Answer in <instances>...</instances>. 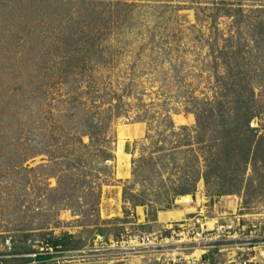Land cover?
Here are the masks:
<instances>
[{"label":"rangeland","instance_id":"obj_1","mask_svg":"<svg viewBox=\"0 0 264 264\" xmlns=\"http://www.w3.org/2000/svg\"><path fill=\"white\" fill-rule=\"evenodd\" d=\"M0 264H264V0H0Z\"/></svg>","mask_w":264,"mask_h":264},{"label":"built area","instance_id":"obj_2","mask_svg":"<svg viewBox=\"0 0 264 264\" xmlns=\"http://www.w3.org/2000/svg\"><path fill=\"white\" fill-rule=\"evenodd\" d=\"M213 228H201L193 225L173 226L169 231H151L130 234L121 232L115 238H108L106 242L101 243V247H90V250H96L105 258L110 257H129L149 253L156 255L159 259L166 262L178 263L186 261L195 262L200 254L196 255L198 250H205L210 246L213 238Z\"/></svg>","mask_w":264,"mask_h":264},{"label":"trees","instance_id":"obj_3","mask_svg":"<svg viewBox=\"0 0 264 264\" xmlns=\"http://www.w3.org/2000/svg\"><path fill=\"white\" fill-rule=\"evenodd\" d=\"M247 150H248V149H247ZM216 154H217V153L215 152V153L213 154V156H216ZM212 160H213V159H212ZM207 176L209 177V173L206 172V177H207ZM54 247L56 248V250L59 249V248H57L56 243L54 244Z\"/></svg>","mask_w":264,"mask_h":264},{"label":"bare ground","instance_id":"obj_4","mask_svg":"<svg viewBox=\"0 0 264 264\" xmlns=\"http://www.w3.org/2000/svg\"><path fill=\"white\" fill-rule=\"evenodd\" d=\"M207 223H208V221H207Z\"/></svg>","mask_w":264,"mask_h":264}]
</instances>
